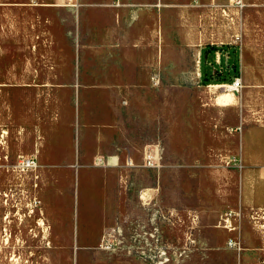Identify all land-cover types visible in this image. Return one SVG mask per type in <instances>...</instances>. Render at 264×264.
I'll return each instance as SVG.
<instances>
[{
  "label": "rangeland",
  "instance_id": "374dc122",
  "mask_svg": "<svg viewBox=\"0 0 264 264\" xmlns=\"http://www.w3.org/2000/svg\"><path fill=\"white\" fill-rule=\"evenodd\" d=\"M261 123L264 0H0V264H264Z\"/></svg>",
  "mask_w": 264,
  "mask_h": 264
},
{
  "label": "crops",
  "instance_id": "0c3cea01",
  "mask_svg": "<svg viewBox=\"0 0 264 264\" xmlns=\"http://www.w3.org/2000/svg\"><path fill=\"white\" fill-rule=\"evenodd\" d=\"M247 139L251 144L249 149ZM240 146L241 158L246 164L241 171L240 195L246 203L257 204L262 198L257 184L259 180L264 182V123L247 125L242 131Z\"/></svg>",
  "mask_w": 264,
  "mask_h": 264
},
{
  "label": "built area",
  "instance_id": "2783aa9c",
  "mask_svg": "<svg viewBox=\"0 0 264 264\" xmlns=\"http://www.w3.org/2000/svg\"><path fill=\"white\" fill-rule=\"evenodd\" d=\"M242 86V81H241V77H235V80L233 81V90L234 91H239L240 87ZM27 162L29 164L33 163L34 161L31 159H27ZM232 216H227V218L225 219V226H229L231 227L230 229L236 230L237 227H232ZM241 242L238 241V239L236 237H232L229 239L228 244L232 247H238L241 248Z\"/></svg>",
  "mask_w": 264,
  "mask_h": 264
},
{
  "label": "bare ground",
  "instance_id": "6f19581e",
  "mask_svg": "<svg viewBox=\"0 0 264 264\" xmlns=\"http://www.w3.org/2000/svg\"><path fill=\"white\" fill-rule=\"evenodd\" d=\"M214 86H218L217 84H213ZM230 89H233V86L230 85L229 86ZM220 101L222 104H226V105H234L237 103V97L236 94L234 93H229V94H223L221 93L220 95Z\"/></svg>",
  "mask_w": 264,
  "mask_h": 264
},
{
  "label": "trees",
  "instance_id": "16d2710c",
  "mask_svg": "<svg viewBox=\"0 0 264 264\" xmlns=\"http://www.w3.org/2000/svg\"><path fill=\"white\" fill-rule=\"evenodd\" d=\"M212 49H215V47H209L208 51L210 52V51H212ZM234 72H235L234 76L239 75V71H238V68L236 66H234Z\"/></svg>",
  "mask_w": 264,
  "mask_h": 264
}]
</instances>
